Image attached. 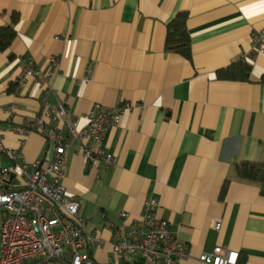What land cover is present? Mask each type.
Returning a JSON list of instances; mask_svg holds the SVG:
<instances>
[{
	"label": "crops",
	"instance_id": "0c3cea01",
	"mask_svg": "<svg viewBox=\"0 0 264 264\" xmlns=\"http://www.w3.org/2000/svg\"><path fill=\"white\" fill-rule=\"evenodd\" d=\"M180 11L189 15L191 59L165 50ZM13 13L17 37L0 52V121L35 118L45 97L75 116L97 103L123 110L103 137L113 165L73 147L66 154L61 182L88 230L110 240L108 222L120 224L123 211L140 217L156 197L158 216L189 248L177 264H204L199 255L216 245L239 251L238 264H264V197L236 168L264 161V51H252L264 0H0V26ZM29 57L51 72L48 92L33 77L18 82ZM241 58L252 64L248 79L217 77ZM4 145L22 148L23 162L51 153L38 133L23 142L8 132ZM10 163L0 146V168ZM110 251L108 241L92 247L103 262Z\"/></svg>",
	"mask_w": 264,
	"mask_h": 264
},
{
	"label": "built area",
	"instance_id": "2783aa9c",
	"mask_svg": "<svg viewBox=\"0 0 264 264\" xmlns=\"http://www.w3.org/2000/svg\"><path fill=\"white\" fill-rule=\"evenodd\" d=\"M253 52L264 51V29L254 36ZM58 57H52L57 66ZM37 79L49 90L50 71L38 68L33 58L26 59L19 83ZM48 92V91H47ZM14 106L7 108L11 117ZM122 109L97 103L86 114L71 115L65 103L43 98V109L35 118L16 124L0 121V146L11 163L0 168V264H177L189 256V248L170 230L169 222L157 214L160 201L148 197L141 216L121 213L120 224L108 222L111 239L89 231L80 214L79 201L68 195L61 179L70 148L82 152L87 161L102 160L114 164V156L103 148V137L110 127L120 123ZM14 132L25 138L38 133L50 146V157L23 162L22 148L6 147L4 137ZM221 219L213 222L220 230ZM111 245L105 262L92 247ZM237 250L216 245L199 255L204 264H238Z\"/></svg>",
	"mask_w": 264,
	"mask_h": 264
},
{
	"label": "trees",
	"instance_id": "16d2710c",
	"mask_svg": "<svg viewBox=\"0 0 264 264\" xmlns=\"http://www.w3.org/2000/svg\"><path fill=\"white\" fill-rule=\"evenodd\" d=\"M188 16L186 11H180L168 24L165 50L191 59L192 43L187 23ZM17 21L18 15L13 13L11 23L6 26H0V52L8 49L17 37L15 30ZM251 70L252 64L241 58L227 67L219 69L217 71V77L222 80L244 81L248 79ZM261 81L264 82V74L262 75ZM236 168L237 174L241 179L259 184L261 195L264 197V161H242ZM226 187L227 182H225L223 191Z\"/></svg>",
	"mask_w": 264,
	"mask_h": 264
},
{
	"label": "rangeland",
	"instance_id": "374dc122",
	"mask_svg": "<svg viewBox=\"0 0 264 264\" xmlns=\"http://www.w3.org/2000/svg\"><path fill=\"white\" fill-rule=\"evenodd\" d=\"M0 227H1V224H0Z\"/></svg>",
	"mask_w": 264,
	"mask_h": 264
}]
</instances>
